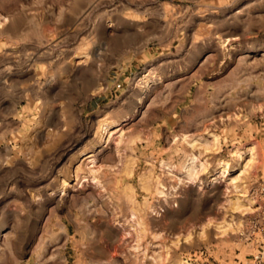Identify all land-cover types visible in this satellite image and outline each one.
Here are the masks:
<instances>
[{
	"label": "rangeland",
	"instance_id": "374dc122",
	"mask_svg": "<svg viewBox=\"0 0 264 264\" xmlns=\"http://www.w3.org/2000/svg\"><path fill=\"white\" fill-rule=\"evenodd\" d=\"M263 178L264 0H0V264H252Z\"/></svg>",
	"mask_w": 264,
	"mask_h": 264
},
{
	"label": "built area",
	"instance_id": "2783aa9c",
	"mask_svg": "<svg viewBox=\"0 0 264 264\" xmlns=\"http://www.w3.org/2000/svg\"><path fill=\"white\" fill-rule=\"evenodd\" d=\"M250 193L257 205L253 212L248 213L242 236L250 248L255 251L251 255L252 264H264V205L259 202H264V178L253 186Z\"/></svg>",
	"mask_w": 264,
	"mask_h": 264
},
{
	"label": "bare ground",
	"instance_id": "6f19581e",
	"mask_svg": "<svg viewBox=\"0 0 264 264\" xmlns=\"http://www.w3.org/2000/svg\"><path fill=\"white\" fill-rule=\"evenodd\" d=\"M214 142L219 145V139L217 136H214ZM233 155L236 157L235 159H237L238 161H240L242 163V161L244 160V158L246 156H249L250 158V161L252 162L253 160H256L254 159L256 156H255V150L252 146H249L247 147L246 149H235L234 152H233ZM236 160V161H237ZM249 160V159H248ZM255 162V161H254ZM249 164V163H248ZM220 169L222 170V174L223 175H229L230 173L233 172V168L231 167V165H229L228 163H225L223 162L222 165H220ZM237 166V165H236ZM239 166H245V171H247L246 169H249L255 165H239ZM237 168V167H236ZM243 171H244V168H243ZM246 199V197H245ZM240 203H244V206L242 208V211L244 212H250L253 210V207H254V204L250 201V200H239ZM256 207V206H255ZM255 207H254V210H255Z\"/></svg>",
	"mask_w": 264,
	"mask_h": 264
}]
</instances>
